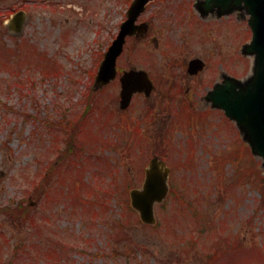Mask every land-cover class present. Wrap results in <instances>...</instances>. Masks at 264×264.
Segmentation results:
<instances>
[{
    "label": "rangeland",
    "instance_id": "1",
    "mask_svg": "<svg viewBox=\"0 0 264 264\" xmlns=\"http://www.w3.org/2000/svg\"><path fill=\"white\" fill-rule=\"evenodd\" d=\"M131 1L0 0V48L24 46L16 55L27 49L31 61L0 65V264H264V186L240 179L249 158L264 175L262 158L244 153L236 122L207 98L224 76L252 72L243 49L249 14L218 16L205 0H154L139 18L152 32L128 39L118 67L147 69L155 89L123 110L119 77L100 90L94 81ZM20 9L28 17L15 36L7 19ZM194 57L206 62L198 75L187 72ZM73 131L77 151L62 159ZM144 134L148 141L131 146ZM158 153L172 172L154 228L131 206L130 189ZM52 163L58 168L38 195ZM22 199L29 221L16 211Z\"/></svg>",
    "mask_w": 264,
    "mask_h": 264
},
{
    "label": "water",
    "instance_id": "2",
    "mask_svg": "<svg viewBox=\"0 0 264 264\" xmlns=\"http://www.w3.org/2000/svg\"><path fill=\"white\" fill-rule=\"evenodd\" d=\"M149 0H134L128 10V18L122 23L121 30L109 47L102 61L95 86L101 88L117 75V58L124 49L127 35L141 37L147 32L148 24H137L139 15L145 10ZM209 8L218 6L221 13L245 8L251 15L249 24L253 37L245 46V53L255 55L253 75L246 81L227 77L224 83L216 85L210 94L215 106L223 108L234 119L245 135L253 153L262 157L264 165V0H206ZM26 13L19 11L9 20L12 31L21 32ZM204 62L196 58L190 62L189 71L195 73L202 69ZM121 106L127 107L136 91L149 95L154 87L148 73L131 69L121 76ZM170 169L165 162L153 158L146 169V180L142 189L131 191L132 204L140 211L144 222L154 223V203L162 201L167 195Z\"/></svg>",
    "mask_w": 264,
    "mask_h": 264
},
{
    "label": "trees",
    "instance_id": "3",
    "mask_svg": "<svg viewBox=\"0 0 264 264\" xmlns=\"http://www.w3.org/2000/svg\"><path fill=\"white\" fill-rule=\"evenodd\" d=\"M92 94H93V92H90V94L88 96L86 110H85V113L83 115V118L87 113H89L93 109ZM68 139H69V144H68L67 148L65 149V153L70 154V153H73V151H74V143L76 141L73 132L69 133ZM247 164H248V168L246 169V171H243V175L240 177V179H243V178H245L247 180L249 179L250 183H252V184H255L257 186L259 185L260 187L264 186V175H262L261 171L257 170V164L254 165L253 160L251 158H249ZM16 211L19 214H23L26 217V219H28L29 216L27 213V207L25 205L17 206ZM216 257H217V255H216L215 250H214L211 258L216 259Z\"/></svg>",
    "mask_w": 264,
    "mask_h": 264
},
{
    "label": "flooded vegetation",
    "instance_id": "4",
    "mask_svg": "<svg viewBox=\"0 0 264 264\" xmlns=\"http://www.w3.org/2000/svg\"><path fill=\"white\" fill-rule=\"evenodd\" d=\"M149 32H151V24H150Z\"/></svg>",
    "mask_w": 264,
    "mask_h": 264
}]
</instances>
